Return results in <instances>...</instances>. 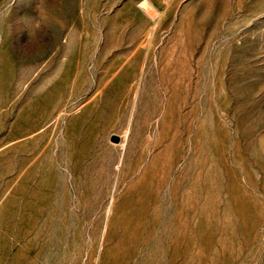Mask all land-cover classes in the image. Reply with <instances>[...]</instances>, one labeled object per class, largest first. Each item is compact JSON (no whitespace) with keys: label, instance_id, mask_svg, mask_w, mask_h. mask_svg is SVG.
Returning <instances> with one entry per match:
<instances>
[{"label":"rangeland","instance_id":"obj_1","mask_svg":"<svg viewBox=\"0 0 264 264\" xmlns=\"http://www.w3.org/2000/svg\"><path fill=\"white\" fill-rule=\"evenodd\" d=\"M0 264H264V0H0Z\"/></svg>","mask_w":264,"mask_h":264},{"label":"water","instance_id":"obj_2","mask_svg":"<svg viewBox=\"0 0 264 264\" xmlns=\"http://www.w3.org/2000/svg\"><path fill=\"white\" fill-rule=\"evenodd\" d=\"M110 140L113 141V142H118V140H119V136H117V135H112L111 138H110Z\"/></svg>","mask_w":264,"mask_h":264}]
</instances>
